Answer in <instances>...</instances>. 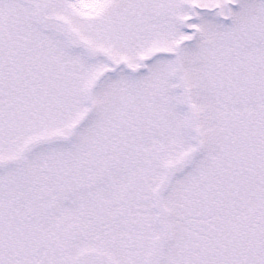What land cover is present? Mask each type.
<instances>
[{
	"label": "snow or ice",
	"instance_id": "snow-or-ice-1",
	"mask_svg": "<svg viewBox=\"0 0 264 264\" xmlns=\"http://www.w3.org/2000/svg\"><path fill=\"white\" fill-rule=\"evenodd\" d=\"M0 264H264V0H0Z\"/></svg>",
	"mask_w": 264,
	"mask_h": 264
}]
</instances>
